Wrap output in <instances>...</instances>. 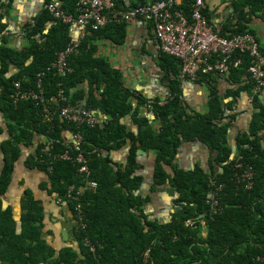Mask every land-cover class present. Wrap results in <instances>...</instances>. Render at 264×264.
Instances as JSON below:
<instances>
[{
    "label": "trees",
    "instance_id": "trees-1",
    "mask_svg": "<svg viewBox=\"0 0 264 264\" xmlns=\"http://www.w3.org/2000/svg\"><path fill=\"white\" fill-rule=\"evenodd\" d=\"M60 1L62 11L77 15L78 0ZM193 1L184 0L176 10L190 15ZM146 2L131 0L127 5L125 0H115V8L107 12V25L97 31L87 28L68 58L72 71L63 77L47 67L71 41L70 25L57 20L44 8L25 26L28 44L16 50L9 46L5 36L8 27L0 24V36L4 35L0 40V108L12 136L3 144L5 165L0 176V195L7 191L15 165L22 157L21 146L33 148L36 137H42L26 157L25 165L46 175L49 194L67 203L77 226L80 220L76 206H81L83 225L75 233L79 248H65L56 255L43 240V211L29 192L22 200L21 234L16 233L11 213L4 212L0 202L3 264H143L147 249H151L150 264H264L261 260L264 258V98L254 92L255 82L249 72L253 59L247 51L237 52L236 57L244 63L227 75L239 89L230 90L226 96L220 93L216 71L198 73L195 81L207 84L209 98L207 113L200 114L190 112L183 103L181 60L161 51L162 65L172 74L171 97L165 104L160 99H147L124 85L121 71L97 55L98 46L94 43L109 40L124 44L127 22L122 14ZM5 7L8 6L0 0V13ZM258 13L264 15V0H242L232 19L221 28L220 36L252 34L264 52V43L250 26L252 16ZM205 15L209 19L207 11ZM12 67L19 71L10 76ZM44 71L43 93L53 107L57 105L54 98L62 89L68 103L85 101L86 106L100 109L107 117L103 124L82 129L83 152L91 171L89 178L80 175L73 163L52 161L51 157L67 149L69 143L63 132L73 133L76 126L58 114L50 123H44L40 107L31 100L14 103L16 84L21 83L24 91L38 92V75ZM84 84L88 91L79 87ZM243 92L254 96V118L248 130L238 133L235 154L230 136L236 117L228 115L234 102L225 100H236ZM133 97L138 98L137 105L133 104ZM142 107L153 112L154 122L142 116ZM128 114L139 125L137 133L124 123ZM2 131L0 127V135ZM196 141L205 144L216 156L208 172L200 166L187 170L176 164L183 146ZM127 144L131 147L125 166L114 163L106 155ZM141 149L155 153L153 189L167 186L178 193L173 202L181 208V218L164 224L145 217L143 207L150 198L140 194L144 178L137 174L142 168L137 158ZM249 168H254L255 173L254 187L250 190L241 179ZM92 182L98 185L97 189L90 187ZM214 183L223 187L217 196ZM71 188L74 195L83 190L78 204L69 198ZM215 199L220 202L218 212L212 204ZM189 220L195 224L189 225ZM87 242L94 246L95 253Z\"/></svg>",
    "mask_w": 264,
    "mask_h": 264
},
{
    "label": "crops",
    "instance_id": "crops-1",
    "mask_svg": "<svg viewBox=\"0 0 264 264\" xmlns=\"http://www.w3.org/2000/svg\"><path fill=\"white\" fill-rule=\"evenodd\" d=\"M48 1L59 3L61 6L60 0H2V3H5L8 7H5V10L0 13V24L8 27L10 36L7 37V40L11 48L22 50L28 44L27 38H25V26L44 10L46 4L50 3ZM125 1L127 5H130L131 0ZM205 1L210 22L218 25L221 30L232 19V15L237 10V4H240L242 0ZM124 14L126 15V13ZM258 14L252 16L250 26L254 29L259 41L264 43V15ZM123 17L127 22V35L124 44H114L109 40H97L94 42L98 46L97 55L105 57L114 68L121 71L124 85L127 88L140 92L147 99L163 100L170 94L169 84L172 74L166 71L162 65V52L158 46L154 24L151 20L142 16L126 18L123 15ZM233 22L235 24L237 20L234 19ZM50 27L51 24L48 29ZM48 29L45 33L48 32ZM79 33V26L70 27L72 40H76ZM40 39L39 42H43ZM18 71L17 68L12 67L9 75L12 76ZM215 77L218 79L221 95L226 96L230 90L239 89V86L237 87L229 79V75L217 74ZM79 87H84L85 91H88L87 84ZM181 87L182 100L189 111L200 114L207 113L209 104L207 84L183 78L181 79ZM253 97V95L243 92L236 100L234 98H226L225 100L226 103L234 102L233 111L228 112V115L236 117L231 128L232 145H235L236 137L240 131L249 129L254 118ZM260 98L263 99L264 97L260 96ZM132 102L137 105L138 98L133 97ZM82 103L85 104L86 102ZM91 109L98 118L106 117L100 109ZM141 114L151 121H155V116L150 109L142 107ZM123 120L130 130L137 133L139 125L134 122L131 114L126 115ZM0 127L3 129L0 135L1 176L2 168L5 165L3 144L12 138L10 124L1 108ZM63 136L66 137L68 143L72 141L70 131H64ZM40 139L43 138L36 137L35 144ZM35 144L33 148L21 146L22 157L15 165L7 191L0 195V202L2 203V210L11 213L16 233L21 234L22 200L25 193L29 192L43 211V240L56 252V255H59L65 248H79L75 236L77 222L74 220L73 213L67 203H59L60 200L56 195L49 194L46 175L25 165L26 157L34 151ZM130 147L131 145L127 144L122 149L111 151L106 155H109L114 163L125 166L130 154ZM215 157L205 144L198 141L190 142L183 146L176 164L179 168L187 170H194L197 166H200L208 172ZM137 160L142 166L137 174L144 178L140 194L143 198H150L149 202L144 204L143 207L147 220L165 224L170 223L174 218H181L183 212L173 202L178 197L176 193L167 186L154 187L153 189L155 153L147 152L146 155L138 156ZM0 264L3 263L0 261Z\"/></svg>",
    "mask_w": 264,
    "mask_h": 264
},
{
    "label": "built area",
    "instance_id": "built-area-1",
    "mask_svg": "<svg viewBox=\"0 0 264 264\" xmlns=\"http://www.w3.org/2000/svg\"><path fill=\"white\" fill-rule=\"evenodd\" d=\"M183 1L147 0L145 4L127 12L126 15L123 13L122 17L123 15L126 18L142 16L151 20L154 24L159 49L181 60V76L185 79L195 80L201 70L203 72L216 71L217 74L223 75L229 74L233 68H238L244 63L243 59L236 57L237 52H249L253 59L249 72L255 82L254 92L260 93L264 97V52L261 51L260 44L254 35L241 34L233 35L231 38L222 37L219 26L212 24L205 15L207 9L205 0H194L190 4V15L183 10H176ZM114 8L115 0H78L77 15L74 16L62 11L59 3L47 4L45 9L57 20L70 25V27L76 25L80 27L78 38L76 40L71 39L66 48L58 53L55 61L47 67V70L54 69L62 77L70 73L72 67L68 63V58L77 49L80 40L87 33V28L96 31L104 28L109 22L107 12ZM3 36H0V40ZM5 36L8 37L10 34L7 33ZM44 74L45 71L38 75V92L35 90L24 91L22 84L17 83L16 92L13 95L14 103L19 105L23 100L35 102L41 109L40 115L44 123H50L55 114H58L67 123H73L76 126V131L70 132L72 141L63 152L53 153L51 155L52 161L73 163L78 168L80 175L89 178L91 171L83 152L84 133L82 129L84 126L94 127L97 124H103L107 121V117L98 118L90 107L81 102L68 103L62 89L57 92L56 98H54L57 105L53 107L43 93L42 78ZM170 97L169 94L160 102L165 104ZM48 147L50 148L49 145ZM254 175V168H249L241 176L248 190L254 187ZM214 185L217 187V196L223 187L217 186V183ZM90 187L97 189L98 185L92 182ZM82 192L81 189L74 195V189L71 188L69 198L78 204ZM62 202V200L59 201V203ZM212 204L215 212H218L219 200L215 199ZM76 212L78 220L81 221L82 210L79 204L76 206ZM80 221L77 229L83 226ZM188 224L193 225L195 222L189 220ZM87 244L90 246L91 252L95 253L94 246H91L89 242ZM151 261V249H147L143 254L142 263L150 264Z\"/></svg>",
    "mask_w": 264,
    "mask_h": 264
},
{
    "label": "water",
    "instance_id": "water-1",
    "mask_svg": "<svg viewBox=\"0 0 264 264\" xmlns=\"http://www.w3.org/2000/svg\"><path fill=\"white\" fill-rule=\"evenodd\" d=\"M201 143H202V142H201ZM35 148H36V147H35ZM234 151H235V154H236V152H237V146H236V145H235V147H234ZM146 153H147V152L144 151V150H142V149L138 151V155H139V156L146 155ZM176 195L178 196V193H176Z\"/></svg>",
    "mask_w": 264,
    "mask_h": 264
},
{
    "label": "clouds",
    "instance_id": "clouds-1",
    "mask_svg": "<svg viewBox=\"0 0 264 264\" xmlns=\"http://www.w3.org/2000/svg\"><path fill=\"white\" fill-rule=\"evenodd\" d=\"M47 4H49V3H47ZM47 4H46V5H47ZM226 75H227V74H226Z\"/></svg>",
    "mask_w": 264,
    "mask_h": 264
}]
</instances>
